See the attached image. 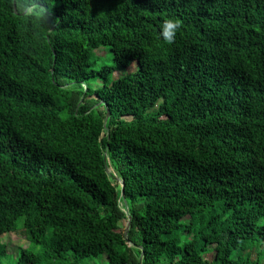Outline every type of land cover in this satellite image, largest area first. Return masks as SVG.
Wrapping results in <instances>:
<instances>
[{"label":"trees","instance_id":"obj_1","mask_svg":"<svg viewBox=\"0 0 264 264\" xmlns=\"http://www.w3.org/2000/svg\"><path fill=\"white\" fill-rule=\"evenodd\" d=\"M20 229L15 264H258L264 0H0V236Z\"/></svg>","mask_w":264,"mask_h":264},{"label":"rangeland","instance_id":"obj_2","mask_svg":"<svg viewBox=\"0 0 264 264\" xmlns=\"http://www.w3.org/2000/svg\"><path fill=\"white\" fill-rule=\"evenodd\" d=\"M97 53V54H96ZM94 52L90 55L91 60H94L96 58H98L99 56H101V59H98L97 61V67L102 66V65H112L113 64V60L111 58V56L108 54L107 52V48L106 47H101L100 50H98L97 52ZM106 54V56H104ZM135 69V65L134 63L125 69V71H121V72H116L115 73V77L117 76H122L126 73L132 72ZM99 81V80H98ZM97 82V81H96ZM114 183L118 184V180H113ZM123 224H125L124 226H126V221L123 222ZM0 242L3 244H6L7 246V254H9L10 256H12V259H8V261H4L3 264H15L16 259H17V252L19 250V248H24L27 246V234L24 230L20 229L14 232H9V233H4L0 236ZM263 250H264V243H263ZM262 250L263 253H261L259 255V261L258 264H264V251ZM260 251V250H259ZM258 250H253L250 249L249 252V257L251 259V261H254L258 255ZM243 254H246V252H243ZM93 261V262H91ZM102 260L101 262H96V260H91L90 258L83 260V262L85 264H103ZM107 264V262L105 263Z\"/></svg>","mask_w":264,"mask_h":264},{"label":"clouds","instance_id":"obj_3","mask_svg":"<svg viewBox=\"0 0 264 264\" xmlns=\"http://www.w3.org/2000/svg\"><path fill=\"white\" fill-rule=\"evenodd\" d=\"M44 10L40 9L38 15H43ZM181 27V21L179 19L168 17L163 20L160 26V37L165 44L171 45L175 43L178 31Z\"/></svg>","mask_w":264,"mask_h":264},{"label":"water","instance_id":"obj_4","mask_svg":"<svg viewBox=\"0 0 264 264\" xmlns=\"http://www.w3.org/2000/svg\"><path fill=\"white\" fill-rule=\"evenodd\" d=\"M109 116V112L107 111V113H106V117H108ZM121 198H123V190L121 191ZM129 223H130V219L129 218H127V226L129 225ZM128 228V227H127ZM127 228H126V230H127Z\"/></svg>","mask_w":264,"mask_h":264}]
</instances>
